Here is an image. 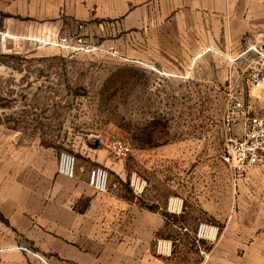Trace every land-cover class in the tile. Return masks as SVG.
<instances>
[{
    "label": "rangeland",
    "instance_id": "rangeland-1",
    "mask_svg": "<svg viewBox=\"0 0 264 264\" xmlns=\"http://www.w3.org/2000/svg\"><path fill=\"white\" fill-rule=\"evenodd\" d=\"M142 3L0 0V202H17L36 184L26 166L40 148L73 152L78 165L82 148H95L123 161L124 180L108 169L110 189L165 218L151 246L173 264H200L219 239L240 255L264 233V169L237 173L222 120L228 95L246 89L253 54H241L253 45L230 56L225 80L217 49L193 74L164 72L148 60L175 48L150 45L159 34L144 30ZM115 140L127 156L110 147ZM202 223L217 229L215 240H195ZM16 241L0 246V264H62Z\"/></svg>",
    "mask_w": 264,
    "mask_h": 264
},
{
    "label": "crops",
    "instance_id": "crops-1",
    "mask_svg": "<svg viewBox=\"0 0 264 264\" xmlns=\"http://www.w3.org/2000/svg\"><path fill=\"white\" fill-rule=\"evenodd\" d=\"M141 14L144 30L159 34L149 39L150 45L175 48L148 60L167 73L193 74L217 49L225 80L235 51L254 44L264 48V0H144ZM210 73L214 77V64ZM81 151L85 162L77 166L76 177L68 179L57 174L59 155L38 150L26 166L36 184L22 187L17 202H0V216L6 220L5 226L0 221V246L12 248L17 239L28 240L62 264H173L170 252L151 246L166 225L159 211L124 200L114 188L96 192L87 182V173L95 166L124 180L123 161L95 148ZM113 235L122 241H114ZM223 243L219 239L200 264H264V233L240 255Z\"/></svg>",
    "mask_w": 264,
    "mask_h": 264
},
{
    "label": "built area",
    "instance_id": "built-area-1",
    "mask_svg": "<svg viewBox=\"0 0 264 264\" xmlns=\"http://www.w3.org/2000/svg\"><path fill=\"white\" fill-rule=\"evenodd\" d=\"M253 54L245 71L246 89H242L241 97L228 95L223 117L224 154L237 173L245 176L251 169H264V48L261 45L249 46L241 55ZM246 59V58H245ZM248 59V57H247ZM257 90V94L253 91ZM240 126V133L235 128ZM120 157L128 154L127 144L115 140L110 146ZM78 159L76 154L62 151L58 156L57 174L68 179L76 177ZM110 172L104 166H95L88 172L87 182L96 192H109ZM217 229L207 224H200L194 238L197 242L213 241ZM201 254L205 255L204 251Z\"/></svg>",
    "mask_w": 264,
    "mask_h": 264
}]
</instances>
